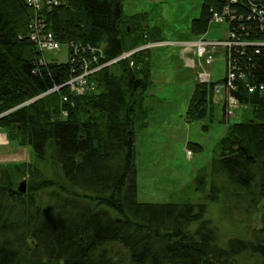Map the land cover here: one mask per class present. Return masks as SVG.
<instances>
[{
  "label": "trees",
  "instance_id": "16d2710c",
  "mask_svg": "<svg viewBox=\"0 0 264 264\" xmlns=\"http://www.w3.org/2000/svg\"><path fill=\"white\" fill-rule=\"evenodd\" d=\"M61 2L42 14L62 45L98 48L113 59L163 40L158 28L145 27V14L125 15L123 0ZM221 6V0H202L189 26L193 37L206 33L209 9ZM32 17L24 0H0V114L10 111L0 118V130L34 154L31 162L0 165V264H243L246 255L264 264V93L241 91L251 117L228 126L211 171L231 188L233 208L241 193L246 210L260 211L262 228L252 241L231 238L221 246L205 204L137 201L135 140L146 126L144 94L152 86L156 49L92 74V89L82 96L67 87L49 92L79 67L40 62L44 54L27 37ZM252 35L261 36L254 28ZM251 66L264 73L263 58ZM211 88L195 85L187 123L213 120ZM220 122H227L224 106ZM186 148L202 151L194 143ZM206 178L201 173L194 179L202 192ZM22 181L24 194L17 189ZM50 189L60 196L43 206L37 194ZM219 193L212 185L209 200L217 202Z\"/></svg>",
  "mask_w": 264,
  "mask_h": 264
},
{
  "label": "rangeland",
  "instance_id": "374dc122",
  "mask_svg": "<svg viewBox=\"0 0 264 264\" xmlns=\"http://www.w3.org/2000/svg\"><path fill=\"white\" fill-rule=\"evenodd\" d=\"M201 4L202 0H123V10L128 14L144 12L147 20L158 28V38L170 42L193 38L189 26L199 17ZM205 38L224 40L226 25L210 24ZM155 54L158 61L151 78L152 86L144 94L146 126L138 130L135 140L137 201L205 204V219L214 227L219 245L231 238L252 241L253 232L262 228L260 211L246 210L241 193L235 195L240 199L233 208V202L228 199L231 188L223 177L211 174L218 141L225 136L228 126L251 117L250 107L242 106L223 123L220 122L222 98L217 97L213 120L206 116L203 120L187 123L185 112L192 93L194 71L184 67L174 45L157 48ZM67 56L68 48L64 45L58 51L44 53L46 61L59 64H65ZM222 68L223 61L218 58L208 71L215 79L221 77ZM187 143L199 144L202 151L188 154ZM201 173L207 175L203 192L194 184L195 177ZM212 185L220 189L215 203L209 200ZM37 196L43 206H48L60 193L50 189ZM254 256L246 255L243 264H258Z\"/></svg>",
  "mask_w": 264,
  "mask_h": 264
},
{
  "label": "built area",
  "instance_id": "2783aa9c",
  "mask_svg": "<svg viewBox=\"0 0 264 264\" xmlns=\"http://www.w3.org/2000/svg\"><path fill=\"white\" fill-rule=\"evenodd\" d=\"M24 3L33 10L27 34L29 40L41 53L58 51L62 44L48 30L42 13L63 5L61 0H24ZM221 5L219 10L209 9L208 24H225L226 38L224 40L206 39L205 36H200L190 41L148 42L123 52L113 59H105L102 50L98 48L90 46L85 48L73 43L64 45L68 48L67 62L79 67L78 71L76 68L71 69V75L64 85L69 87L72 94L82 96L91 89L88 78L101 69L127 59L140 50L174 45L178 49L184 67L195 72L196 83L212 84L213 96L222 98L225 113L233 117L235 111L244 106L238 98L241 96V91L250 94L264 93V80H261V73L252 71L246 64L253 61L255 57L264 59V5L256 0H221ZM253 28L261 34L259 38L252 35ZM218 58L223 61L222 75L213 79L208 67ZM40 62L46 63L44 57ZM54 90L56 88L51 89V91ZM29 102L26 101L14 109L28 105ZM9 112L1 113L0 118Z\"/></svg>",
  "mask_w": 264,
  "mask_h": 264
},
{
  "label": "crops",
  "instance_id": "0c3cea01",
  "mask_svg": "<svg viewBox=\"0 0 264 264\" xmlns=\"http://www.w3.org/2000/svg\"><path fill=\"white\" fill-rule=\"evenodd\" d=\"M139 13L145 14L144 12H138V13H129V14L125 13V15L128 14L127 16H131V15L139 14ZM145 27L149 29L157 28L156 26H154L152 21L150 22L149 20H147L146 14H145ZM155 53H156V50L153 51L152 59H153V62L156 63L158 60L156 59L157 57ZM154 67L155 66H153L151 69V75L153 74ZM191 84H192L191 86H192V93H193V90L195 87L194 78H193V83ZM145 99L146 98H144V105H145ZM145 111H146V108H145ZM33 160H34V154L32 150L30 149V147L20 146L17 142L9 140L7 137V134L3 130H0V165L7 164V163L11 164V163L31 162Z\"/></svg>",
  "mask_w": 264,
  "mask_h": 264
},
{
  "label": "bare ground",
  "instance_id": "6f19581e",
  "mask_svg": "<svg viewBox=\"0 0 264 264\" xmlns=\"http://www.w3.org/2000/svg\"><path fill=\"white\" fill-rule=\"evenodd\" d=\"M206 32H207V31H206ZM205 34H206V33H205ZM205 34H202L201 36H205ZM252 62H253V61H251V62L248 64V66H249L250 68H253V66H251V63H252ZM261 80H262V81L264 80V73L261 74ZM64 84H65V83H63V84L60 85V86L53 87L52 89L56 88V90H54V91H51V90H49V91H51V92H57V91H59V90L61 89V87H67V88H68V91H69V87L66 86V85H64ZM69 92H70V91H69ZM70 93H71V92H70ZM44 95H45V93H42V94H40V95L34 97V99H32V100H36V99H38V98H41V97H43ZM247 95H253V94L247 93ZM226 117H227V119H228V118H230L231 116H229V115L226 114Z\"/></svg>",
  "mask_w": 264,
  "mask_h": 264
},
{
  "label": "water",
  "instance_id": "95a60500",
  "mask_svg": "<svg viewBox=\"0 0 264 264\" xmlns=\"http://www.w3.org/2000/svg\"><path fill=\"white\" fill-rule=\"evenodd\" d=\"M17 189L20 193L24 194L26 192L25 181L20 182Z\"/></svg>",
  "mask_w": 264,
  "mask_h": 264
}]
</instances>
